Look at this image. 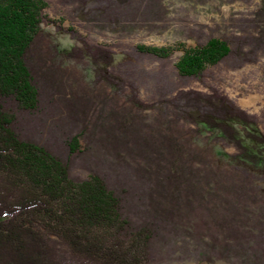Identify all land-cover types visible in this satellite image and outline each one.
<instances>
[{
	"label": "rangeland",
	"instance_id": "obj_1",
	"mask_svg": "<svg viewBox=\"0 0 264 264\" xmlns=\"http://www.w3.org/2000/svg\"><path fill=\"white\" fill-rule=\"evenodd\" d=\"M46 3L42 39L29 56L39 106L22 117V132L63 158L70 138L84 134L71 173H100L133 216L155 224L149 264H264V166L177 118L185 103L173 100L179 91L215 89L256 116L264 134L261 0ZM210 37L226 39L230 57L197 79L179 77L183 49ZM84 45L101 56H65ZM140 45L173 54L158 59L138 53ZM99 64L117 86L99 76ZM172 162L181 175L173 184L163 178Z\"/></svg>",
	"mask_w": 264,
	"mask_h": 264
},
{
	"label": "trees",
	"instance_id": "obj_2",
	"mask_svg": "<svg viewBox=\"0 0 264 264\" xmlns=\"http://www.w3.org/2000/svg\"><path fill=\"white\" fill-rule=\"evenodd\" d=\"M46 6V0H0V264H149L158 236L155 224L133 216L100 173L83 178L71 173L70 159L81 153L84 134L70 138L63 158L21 130L22 117L39 106L29 56L42 39ZM257 15L264 18V0ZM135 49L163 60L173 54L169 47ZM101 52L84 45L65 56L96 58ZM231 53L226 39L210 37L183 49L176 74L197 79ZM98 68L100 77L117 86L103 71L106 65ZM173 100L185 103L175 111L177 118L215 131L216 142L234 149L232 156L264 166V134L256 128V116L215 89L179 91ZM171 165L163 178L173 184L181 175L178 163Z\"/></svg>",
	"mask_w": 264,
	"mask_h": 264
}]
</instances>
